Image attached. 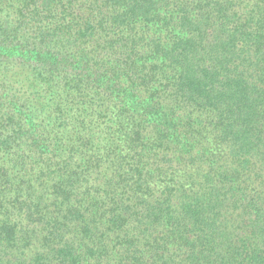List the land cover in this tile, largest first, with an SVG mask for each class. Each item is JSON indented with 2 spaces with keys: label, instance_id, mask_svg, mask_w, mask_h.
Here are the masks:
<instances>
[{
  "label": "trees",
  "instance_id": "16d2710c",
  "mask_svg": "<svg viewBox=\"0 0 264 264\" xmlns=\"http://www.w3.org/2000/svg\"><path fill=\"white\" fill-rule=\"evenodd\" d=\"M0 264H264V0H0Z\"/></svg>",
  "mask_w": 264,
  "mask_h": 264
}]
</instances>
